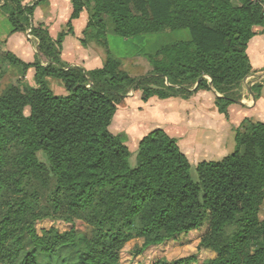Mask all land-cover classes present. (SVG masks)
Here are the masks:
<instances>
[{"label": "trees", "instance_id": "obj_1", "mask_svg": "<svg viewBox=\"0 0 264 264\" xmlns=\"http://www.w3.org/2000/svg\"><path fill=\"white\" fill-rule=\"evenodd\" d=\"M10 34L38 41L33 62L12 52L4 60L21 79L0 95V264H39L35 251L54 256L78 240L76 221L91 227L80 264H120L126 245L143 251L206 228L203 264H264V123L235 131L234 152L218 161L191 163L176 138L157 129L139 143L135 166L125 133L110 128L132 91L142 101L189 99L214 91L218 112L243 97L253 73L249 42L264 35V13L249 0H72L73 12L57 38L32 19L38 3L0 0ZM264 4V0H262ZM87 11L81 44L106 52L92 70L62 60L73 21ZM109 27L123 39L187 30L183 40L138 53L150 69L135 76L113 56ZM34 70L32 86L27 73ZM66 92L54 93L51 81ZM49 220L71 225L38 230ZM27 241L33 246L27 251ZM25 253V254H24ZM24 254V255H23ZM196 255L151 264H196Z\"/></svg>", "mask_w": 264, "mask_h": 264}, {"label": "rangeland", "instance_id": "obj_2", "mask_svg": "<svg viewBox=\"0 0 264 264\" xmlns=\"http://www.w3.org/2000/svg\"><path fill=\"white\" fill-rule=\"evenodd\" d=\"M8 22L0 20V35H4L6 32ZM28 33L25 34L26 39L33 45V41L28 38ZM189 35L187 30L182 31H175V32H167L163 34L157 35H143L139 38L129 40L123 39L121 37L116 36L112 32V28L109 27V31L107 33V39L109 42L110 49L113 51V56L117 58L120 62H122L124 69L128 72L132 73L135 76L145 74L149 69L150 66L148 65L147 61L142 58L130 59L132 56L138 53H152L157 48L162 45L183 40L187 38ZM18 36V35H17ZM16 36V38H17ZM17 40V39H16ZM19 43V42H17ZM94 44V43H93ZM94 47L97 48L98 52H100V57L105 61L106 60V52L105 50L94 44ZM8 50L7 46L4 43H0V95L4 91V89L10 85L18 83L21 79L20 74L14 70L12 67L7 65L4 60V53ZM36 53V52H34ZM34 70H30L27 73L26 81L29 82L32 86L34 85L33 81ZM51 87L55 94L63 95L66 94L64 88L60 86L57 81H51ZM141 92H138V94ZM133 98V99H132ZM154 101L151 105L145 107L143 103H141L139 96H134V91L130 92L128 96L121 102L118 106V109L121 111V116L117 117V121L112 125L111 132L114 134L125 133L128 137L127 145H130V164L135 166V160L137 155V148L133 147L135 143V138L132 137V140L129 141L128 131L125 127V113L126 109L131 106L133 111V115H144L146 113L145 119H148L149 124L153 122H157L161 124L165 133H168L167 130L174 131L178 133L179 127H181L182 133H187L186 136L189 138L191 136L192 130H194L197 134L205 133L204 127L208 124H205L206 121L200 120V115L196 113H200L197 110L193 109V106L189 103H186L189 99H182V98H170L166 100H160L158 98H152ZM186 100V101H185ZM160 102L161 105H156L155 102ZM184 103V104H183ZM207 110L206 113L216 114L219 116L217 112V107L213 105V112L209 111V103H207ZM125 112V113H124ZM202 110V118H206L207 115L203 113ZM123 115V116H122ZM222 117V116H221ZM119 118V120H118ZM186 118L191 119L189 124L185 121ZM195 119V121L193 120ZM121 120V121H120ZM142 121V120H141ZM212 124L214 123V129L216 128V124L218 123L217 120H211ZM192 123H196L193 125ZM248 122L246 121L242 127L239 129H235L240 131H245ZM155 127H148L146 128V132L154 129ZM177 137V136H176ZM184 137V135H183ZM181 139L180 137H177ZM128 145V147H129ZM235 141L234 139L231 141L227 140V144L223 153L219 154V156L212 158L210 160L218 161L222 159V157L227 156L234 152L235 149ZM191 163V172L194 177H196V166H197V159L189 158ZM208 160V159H207ZM261 217L264 218V204L261 209ZM76 230L78 234L77 243L73 247L68 248H61L58 249L54 256H47L40 252V250H34L37 260L39 264H80L79 258L84 254L83 251V240L86 237H90L91 235V227L86 225L83 222L76 221ZM51 227L57 228L60 232L68 231L71 228V225L63 223V222H52L49 220H45L39 222L37 225L38 230L43 228L49 229ZM206 228H201L197 231H192L189 235H183L178 239L169 241L163 245L159 246H151L143 251L138 252L137 250L141 248L143 244V240H133L128 243L121 255V262L120 264H151L154 260L159 258L167 259L168 261H173L179 258H185L192 255L197 256V263L196 264H203L204 261L213 258L215 255L212 252L199 250V241L201 236L205 233ZM33 246L27 241V251H32ZM25 254V253H24ZM23 254V255H24Z\"/></svg>", "mask_w": 264, "mask_h": 264}, {"label": "crops", "instance_id": "obj_3", "mask_svg": "<svg viewBox=\"0 0 264 264\" xmlns=\"http://www.w3.org/2000/svg\"><path fill=\"white\" fill-rule=\"evenodd\" d=\"M36 3H38V5L32 19L33 23L35 25L38 23H44L48 27L51 37L56 39L58 34L70 21L73 12L72 0H23L24 6H32ZM2 4L3 2H0V20L7 21L8 25L4 35H0V43H4L8 48L7 51L12 52L25 62H33L35 59L34 52L37 51L38 41L28 34V38L34 43L31 45L26 39L25 34H10L11 26L7 15L2 10ZM87 20L88 13L87 11H84L80 18L73 21L74 35L66 37L64 41L62 60L69 65L92 70L102 67L104 60L100 57V52L94 47L93 43L87 47H84L81 44V40L84 38L83 32L87 26ZM247 54L252 65L253 73L247 77L243 83V97L242 100L239 101L240 103L238 102L229 107L228 118L220 114L217 108L219 116L216 114L213 115V113H208L207 115V103H209V111L213 112V105H215L216 96L218 94L214 91H199L190 97L189 100L185 101L192 105L194 110L200 112L196 114L200 115L199 119L201 121L204 120L206 121L205 124H208L204 127V131L206 132L197 134L192 130L191 136L188 138L186 136L187 133H182V126L177 130L178 133L167 130L168 133L166 134L177 139L181 152L186 155L187 158H196L198 160L196 163L197 165L202 161H214L210 159L223 153V148H225L227 140L232 142L234 139L235 141L234 130L242 127L246 121L264 123V35H258L249 42ZM138 92L140 91L134 92V96L140 97L143 106L151 105L154 99H150L148 102H143L142 94H138ZM159 103L160 102L157 101L155 102L156 105H161ZM130 107L131 106L126 109V113L124 112V123L128 131L129 141L132 140V137L135 138L136 144L133 147H136L138 150L139 143L144 136L157 129L164 130L161 124L157 122L149 124L148 119H145L147 115L146 113H144V115L140 114L134 116L132 108ZM202 110H204L203 113L207 115L206 118H202ZM121 114V111L118 109L112 125L117 121V117H119V115L121 116ZM214 117L215 120L218 121L215 129L214 123L212 124L211 122V120H214ZM193 120L195 121L194 118ZM185 121L189 124L191 119L186 118ZM192 124L196 125V123ZM152 126L155 128L147 132L145 131L146 128ZM176 136L181 139H178Z\"/></svg>", "mask_w": 264, "mask_h": 264}, {"label": "built area", "instance_id": "obj_4", "mask_svg": "<svg viewBox=\"0 0 264 264\" xmlns=\"http://www.w3.org/2000/svg\"><path fill=\"white\" fill-rule=\"evenodd\" d=\"M249 1L254 3V4H260L262 6L263 13H264V4H263L262 0H249ZM29 33H30V30H29Z\"/></svg>", "mask_w": 264, "mask_h": 264}, {"label": "water", "instance_id": "obj_5", "mask_svg": "<svg viewBox=\"0 0 264 264\" xmlns=\"http://www.w3.org/2000/svg\"><path fill=\"white\" fill-rule=\"evenodd\" d=\"M240 103V102H239Z\"/></svg>", "mask_w": 264, "mask_h": 264}]
</instances>
